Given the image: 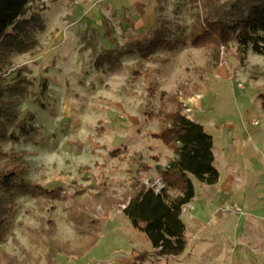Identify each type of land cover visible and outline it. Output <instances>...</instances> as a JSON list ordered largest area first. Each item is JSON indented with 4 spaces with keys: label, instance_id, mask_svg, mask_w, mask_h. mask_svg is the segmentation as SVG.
<instances>
[{
    "label": "rangeland",
    "instance_id": "obj_1",
    "mask_svg": "<svg viewBox=\"0 0 264 264\" xmlns=\"http://www.w3.org/2000/svg\"><path fill=\"white\" fill-rule=\"evenodd\" d=\"M138 1L146 6L143 16L134 7ZM34 4L43 22V28L32 31L38 44L28 53L11 54L5 66L27 67L23 76L34 81L38 92L37 100L26 98L20 107L29 135L2 145L4 152L24 159L21 179L26 184L69 192L81 186L121 200L133 176L156 178L158 167H166L175 156L154 137L159 123L153 114L160 107L161 91L193 96L201 87L211 88L221 76L220 68L225 72L221 79L235 89L264 80V57L251 48L243 51L231 43L228 51L222 49L223 62L214 65L206 49L191 45L189 33L201 12L193 0H34ZM161 26L167 28L166 44L150 59L142 58L135 37L141 42L146 29L153 32ZM107 54H125L122 67H97V58ZM41 82L47 87L45 95ZM221 94L230 103L225 84ZM238 111L233 107V116ZM141 164L152 168L142 171ZM52 205L57 208L49 210ZM16 206L12 229L0 243V264L22 261L27 253L43 257L44 249L32 231H45L49 219L57 223L61 239L76 238L61 202L42 211L35 199L21 193ZM231 206L226 210L233 211ZM123 208L115 207L99 243L83 258L60 256L55 264H190L193 251L160 256L132 228Z\"/></svg>",
    "mask_w": 264,
    "mask_h": 264
},
{
    "label": "trees",
    "instance_id": "obj_2",
    "mask_svg": "<svg viewBox=\"0 0 264 264\" xmlns=\"http://www.w3.org/2000/svg\"><path fill=\"white\" fill-rule=\"evenodd\" d=\"M193 1L198 2L201 12L189 33L191 45L206 49L214 65L223 62L222 49L228 51L231 43L243 51L251 48L264 57V0ZM134 7L141 16L145 14V4L138 1ZM37 28H43V22L34 0H0V243L6 241L12 229L17 214L16 199L21 193L35 199L42 211L52 202H61L76 238L72 241L61 239L57 223L49 219L45 231H32L34 239L44 249V256L35 258L27 253L24 260L8 259L5 264H41L42 259L44 264H55L60 256L83 258L99 243L104 222L117 205L124 206L123 214L132 228L144 236L160 256L182 254L186 247L182 210L195 198V182L213 186L219 181L213 137L184 112L187 106L182 99L189 98V94L159 93L160 107L153 114L158 120L159 132L154 137L175 156L168 160L166 167H158V177L166 184L158 193L148 187L139 174L130 179L121 200L101 191L88 192L81 186H74L69 192L61 187L47 189L38 183L26 184L21 179L25 167L22 156L2 150L3 144L18 142L20 136L29 135L20 107L26 98L37 100L35 83L23 76L28 72L27 67L5 70V66L11 54L28 53L37 46L38 41L32 34ZM166 30V26L153 32L148 28L141 42L135 37L142 58L150 59L166 44L163 38ZM125 54L99 56L96 66L120 69ZM39 85L41 94L45 95L46 84ZM259 97L264 106V92ZM139 166L145 172L152 168L148 164ZM56 208L52 205L49 210Z\"/></svg>",
    "mask_w": 264,
    "mask_h": 264
},
{
    "label": "crops",
    "instance_id": "obj_3",
    "mask_svg": "<svg viewBox=\"0 0 264 264\" xmlns=\"http://www.w3.org/2000/svg\"><path fill=\"white\" fill-rule=\"evenodd\" d=\"M219 72L225 73L222 68ZM221 76L210 89L201 87L183 99L192 108L187 117L213 137L219 181L195 184V210L182 215L188 217L182 255L193 251L190 264H264V106L259 97L264 80L239 85V90ZM224 84L230 103L221 94ZM233 107L239 110L237 116ZM231 205L240 206L244 214L226 210Z\"/></svg>",
    "mask_w": 264,
    "mask_h": 264
},
{
    "label": "built area",
    "instance_id": "obj_4",
    "mask_svg": "<svg viewBox=\"0 0 264 264\" xmlns=\"http://www.w3.org/2000/svg\"><path fill=\"white\" fill-rule=\"evenodd\" d=\"M191 111H192V108L186 107L184 112L186 114V113H190ZM256 124L258 123L256 122ZM144 182L148 187L154 188L157 193L166 188V184L160 177H156L153 179L147 178L144 180ZM231 209L237 213H242V208L238 205H232ZM194 210H195V206L191 202L183 207L182 212L183 214H191Z\"/></svg>",
    "mask_w": 264,
    "mask_h": 264
}]
</instances>
